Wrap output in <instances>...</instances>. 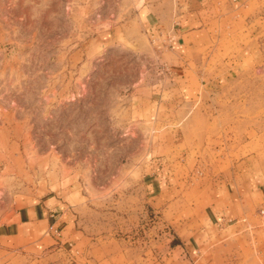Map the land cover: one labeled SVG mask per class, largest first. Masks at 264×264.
Segmentation results:
<instances>
[{"label":"rangeland","instance_id":"rangeland-1","mask_svg":"<svg viewBox=\"0 0 264 264\" xmlns=\"http://www.w3.org/2000/svg\"><path fill=\"white\" fill-rule=\"evenodd\" d=\"M241 1L172 51L180 0H0V224L67 199L109 237L0 249V264H142L180 244L144 188L161 158L204 230L182 240L198 264H264V0ZM242 179L256 193L201 223Z\"/></svg>","mask_w":264,"mask_h":264},{"label":"crops","instance_id":"crops-1","mask_svg":"<svg viewBox=\"0 0 264 264\" xmlns=\"http://www.w3.org/2000/svg\"><path fill=\"white\" fill-rule=\"evenodd\" d=\"M243 6L241 0H180L178 15L176 22H174L176 28L172 27L177 40L174 44L172 43V51H178L180 48L185 47L186 41L193 42L192 39L196 34L205 30L208 24L206 22L208 16L215 14L216 11L220 12L221 15L222 12L223 15L233 14L236 8ZM150 30L152 33L156 31L155 27H150L148 32ZM154 36L151 35V37ZM164 104L168 105V103L163 102L159 103V106ZM160 161L161 170L157 173L159 175L158 182L154 184V178L152 179L149 177L150 174H146L145 177H148L149 181L144 188L150 201L153 200L155 191L156 200L159 202L158 206L163 216L170 211L172 212L168 217L169 219L165 217L166 221L163 220L166 224L176 225L177 234L175 238L180 241V244L164 251H161L160 247V251L155 253L150 250V256L142 258V264H198L206 252L204 247H199L194 243L193 246L191 245L192 247L186 246L184 249L183 245L185 244H182V242L189 238L195 242L200 241L201 244L204 241V230L201 229V226L200 228L195 227L199 223L195 222L194 217L187 216V207L176 209L175 204L178 200L175 199L177 195L174 194L177 192L174 185V173L166 164V158H161ZM223 185L220 186L223 189H219L218 196L213 198L212 206L207 204L202 207L206 214H208L209 209L214 214L212 216L214 218L207 215L209 218L204 219L201 223L215 224L218 221V216L230 214L236 209V206L238 207L239 204L242 206L248 200L249 195L255 194L256 190L259 189L256 181L249 180L248 182L247 179H242L241 183L236 181L233 184L223 183ZM150 204L153 205L152 201ZM78 205L65 199L63 201L54 200V202L38 203L21 209L12 224H0V249L40 252L41 248L44 249L45 240H52L57 245L63 244L65 247L73 246L74 248L77 245V240L90 241L109 238L102 235L98 237L91 236L92 232L87 228V221L83 220L84 213L78 211V207L80 206L83 209L85 204ZM130 215L131 212H129L128 217ZM50 227L60 232V242H56L58 238L55 237L54 231H51Z\"/></svg>","mask_w":264,"mask_h":264}]
</instances>
